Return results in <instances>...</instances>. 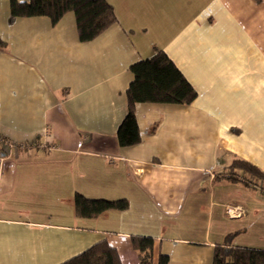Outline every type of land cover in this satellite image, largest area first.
Returning <instances> with one entry per match:
<instances>
[{"label":"crops","instance_id":"obj_1","mask_svg":"<svg viewBox=\"0 0 264 264\" xmlns=\"http://www.w3.org/2000/svg\"><path fill=\"white\" fill-rule=\"evenodd\" d=\"M9 1L0 137L18 148L0 146V264H62L101 241L140 264L133 237L153 240L151 264H212L230 234L264 251V188L220 177L236 158L264 172V0H106L117 23L87 43L73 13L11 19ZM156 50L196 98L138 104L140 141L121 148L129 67ZM75 195L128 209L78 218Z\"/></svg>","mask_w":264,"mask_h":264},{"label":"trees","instance_id":"obj_2","mask_svg":"<svg viewBox=\"0 0 264 264\" xmlns=\"http://www.w3.org/2000/svg\"><path fill=\"white\" fill-rule=\"evenodd\" d=\"M67 13L74 15L81 43L93 41L117 23L114 9L106 0L9 1L11 19L47 17L55 25ZM2 46L4 43L0 40V47ZM129 71L132 81L125 93L127 111L116 132V140L121 148L134 146L140 141L135 117L138 104L189 105L196 98L195 90L161 50H156L150 59L131 65ZM220 177L252 190H255L254 185L264 188V172L242 159H234L229 169ZM239 177L243 182L239 181ZM218 180L215 178L213 183ZM74 209L76 217L93 219L107 211H125L128 209V202L89 200L75 195ZM233 237L234 234H230L222 245L214 246L212 264H264V251L231 247ZM131 246L137 253L140 264H151L154 247L152 239L133 237ZM168 263V257L159 253L156 264ZM62 264H121V261L117 251L106 241H101Z\"/></svg>","mask_w":264,"mask_h":264},{"label":"built area","instance_id":"obj_3","mask_svg":"<svg viewBox=\"0 0 264 264\" xmlns=\"http://www.w3.org/2000/svg\"><path fill=\"white\" fill-rule=\"evenodd\" d=\"M48 138V135L45 134L44 136V140ZM0 146H5L7 147L9 150H14V149H17L18 146H16L15 144L13 143H7L2 137H0ZM38 148H40L41 150H50L51 147L48 146L47 144V141L45 140L44 143L40 146H38ZM239 181L240 182H243V179L239 177ZM254 188L255 189H258V190H262L261 187L257 186V185H254ZM264 191V189H263ZM227 214L230 215L231 217L232 216H235V217H239L241 215V212H237L235 213L234 210H228L227 211Z\"/></svg>","mask_w":264,"mask_h":264}]
</instances>
